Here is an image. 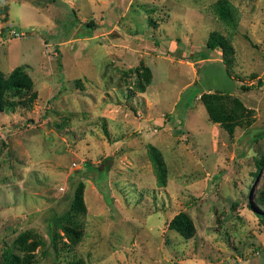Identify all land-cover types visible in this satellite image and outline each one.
I'll list each match as a JSON object with an SVG mask.
<instances>
[{
  "label": "rangeland",
  "instance_id": "rangeland-1",
  "mask_svg": "<svg viewBox=\"0 0 264 264\" xmlns=\"http://www.w3.org/2000/svg\"><path fill=\"white\" fill-rule=\"evenodd\" d=\"M215 1L0 0V72L21 66L35 95L0 112V260L264 264V0H228L224 57L205 45L228 31ZM180 212L190 234L168 227Z\"/></svg>",
  "mask_w": 264,
  "mask_h": 264
},
{
  "label": "trees",
  "instance_id": "trees-1",
  "mask_svg": "<svg viewBox=\"0 0 264 264\" xmlns=\"http://www.w3.org/2000/svg\"><path fill=\"white\" fill-rule=\"evenodd\" d=\"M211 9L213 13L216 15V18L227 25L228 31L227 33H222L219 31H212L209 34L207 43L205 44L207 48L211 50H218L221 52V56H225L227 53L232 51V39L234 30L238 25V12L235 7L228 2V0H217L215 1ZM86 27H93L94 24L87 23L84 24ZM8 27H5L1 32V37H5V32L8 30ZM198 64V63H196ZM23 68L18 66L17 68L13 69L7 76L0 72V112L4 111L7 108H14L16 104H21L22 106H29L32 99H34L35 95L30 98H27L32 93L33 82L31 78L23 72ZM245 86L241 84V89L247 90L251 87ZM258 86H262V80H258ZM26 97V98H25ZM15 98V99H14ZM21 100V103H17ZM212 116V115H211ZM216 121H220L224 124L228 135L233 136L234 128L231 125V118L226 117L225 115H221V117L212 116ZM182 123V120L179 121ZM103 160L101 164H104ZM160 159L155 160L156 166L160 169L161 174H163L164 169L163 166L160 165ZM89 165V164H87ZM105 168V167H104ZM107 169V168H106ZM81 181H73L72 178L69 179V187H68V194H66L60 201L58 202L59 207L61 208L60 211H56L54 216L51 218V223L48 224L49 228V236L52 240L53 247L56 248V240L59 237V233L54 229V224H58L63 227V229H68L69 227L63 225L68 223L73 214V210L76 208L78 209V202L79 196L78 193L80 188H82ZM264 196V193H263ZM257 216L264 221V212L256 210ZM69 220V221H68ZM67 221V222H66ZM168 227L170 229L178 230L184 234H190L193 230L190 217L184 213L180 212L176 216L173 217L168 223ZM17 241L14 247H22L25 251L28 244L26 241L21 240ZM0 264H29L28 256H20L16 252H14L13 246L4 245L3 250L1 252V260Z\"/></svg>",
  "mask_w": 264,
  "mask_h": 264
},
{
  "label": "built area",
  "instance_id": "built-area-1",
  "mask_svg": "<svg viewBox=\"0 0 264 264\" xmlns=\"http://www.w3.org/2000/svg\"><path fill=\"white\" fill-rule=\"evenodd\" d=\"M11 32H12V31H11ZM12 33L16 34L15 32H12Z\"/></svg>",
  "mask_w": 264,
  "mask_h": 264
},
{
  "label": "crops",
  "instance_id": "crops-1",
  "mask_svg": "<svg viewBox=\"0 0 264 264\" xmlns=\"http://www.w3.org/2000/svg\"><path fill=\"white\" fill-rule=\"evenodd\" d=\"M145 110V109H144Z\"/></svg>",
  "mask_w": 264,
  "mask_h": 264
}]
</instances>
